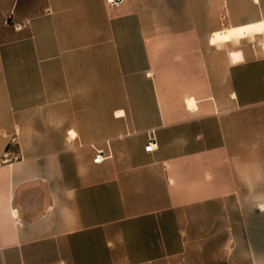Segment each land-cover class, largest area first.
I'll use <instances>...</instances> for the list:
<instances>
[{
	"label": "crops",
	"instance_id": "1",
	"mask_svg": "<svg viewBox=\"0 0 264 264\" xmlns=\"http://www.w3.org/2000/svg\"><path fill=\"white\" fill-rule=\"evenodd\" d=\"M260 22L264 0H0V264H264V34L212 42Z\"/></svg>",
	"mask_w": 264,
	"mask_h": 264
},
{
	"label": "bare ground",
	"instance_id": "2",
	"mask_svg": "<svg viewBox=\"0 0 264 264\" xmlns=\"http://www.w3.org/2000/svg\"><path fill=\"white\" fill-rule=\"evenodd\" d=\"M255 34H264V22L257 24H252L244 27L229 28L214 34L212 42L213 44L225 45L227 42L237 43L242 38L252 37ZM233 61H239L242 59L240 52L233 53ZM188 105L194 107V100H188ZM118 114H123V112H118ZM72 137L76 136V133L71 132Z\"/></svg>",
	"mask_w": 264,
	"mask_h": 264
},
{
	"label": "built area",
	"instance_id": "3",
	"mask_svg": "<svg viewBox=\"0 0 264 264\" xmlns=\"http://www.w3.org/2000/svg\"><path fill=\"white\" fill-rule=\"evenodd\" d=\"M125 0H106L107 4L109 5L110 8H118ZM24 25L22 24H15V28L16 30H22L24 29ZM157 149V145L155 144V141L154 139H151L145 150L147 152H153ZM96 155H95V158H94V163L96 164H100V163H103L105 161V159L107 157H105V153L103 150H98L96 149Z\"/></svg>",
	"mask_w": 264,
	"mask_h": 264
},
{
	"label": "rangeland",
	"instance_id": "4",
	"mask_svg": "<svg viewBox=\"0 0 264 264\" xmlns=\"http://www.w3.org/2000/svg\"><path fill=\"white\" fill-rule=\"evenodd\" d=\"M251 41L253 40V38L251 37V39H250Z\"/></svg>",
	"mask_w": 264,
	"mask_h": 264
}]
</instances>
